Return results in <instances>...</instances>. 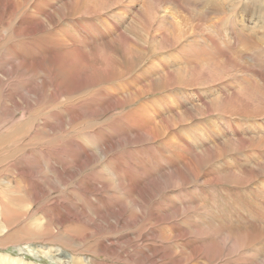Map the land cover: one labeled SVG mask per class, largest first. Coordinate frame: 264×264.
I'll return each mask as SVG.
<instances>
[{
    "label": "rangeland",
    "instance_id": "rangeland-1",
    "mask_svg": "<svg viewBox=\"0 0 264 264\" xmlns=\"http://www.w3.org/2000/svg\"><path fill=\"white\" fill-rule=\"evenodd\" d=\"M224 2L0 0V264H264V0Z\"/></svg>",
    "mask_w": 264,
    "mask_h": 264
},
{
    "label": "bare ground",
    "instance_id": "bare-ground-1",
    "mask_svg": "<svg viewBox=\"0 0 264 264\" xmlns=\"http://www.w3.org/2000/svg\"><path fill=\"white\" fill-rule=\"evenodd\" d=\"M162 1V0H161ZM199 1V0H198ZM204 1V0H203ZM216 2H217V8H218V10H221L222 11V8L224 9V4H225V2H224V0H215ZM227 1V0H226ZM232 2H235V1H232ZM239 2V1H238ZM245 2V1H244ZM253 2V1H252ZM227 3V2H226ZM233 4V3H232ZM237 4V3H236ZM242 4V3H241ZM251 4V3H250ZM186 6H192V4L190 3V2H188V1H185V2H183V3H178V4H175V7H177V8H185ZM247 8V7H246ZM250 8V7H249ZM239 9V8H238ZM225 10H226V8H225ZM228 10H226V12H227ZM230 13H232V12H230ZM233 14V13H232ZM244 14V13H243ZM247 14V13H246ZM234 16V15H233ZM78 25V24H77ZM81 27V26H80ZM85 30V29H84ZM81 32V31H80ZM96 32V31H95ZM90 36H91V34H90ZM254 39V38H253ZM261 40L259 39V42H260ZM263 41V40H262ZM251 42H252V45L253 46H255L256 44V42L255 41H253V40H251ZM260 45V44H259ZM258 46V45H257ZM71 137V136H70ZM89 156V155H88ZM90 157V156H89ZM55 173V172H54ZM3 179H1L0 181H2ZM17 181V180H16ZM28 181V180H27ZM30 181V180H29ZM20 182V181H19ZM26 182V181H25ZM2 183V182H1ZM18 183H16V185L14 184H12V182L10 181V180H8V182L6 183V182H4V183H2V185H1V188H0V210H1V212H0V217H1V215H3V213H7L8 212V209H11V206L12 205H14V204H22V203H24L25 202V198H26V196H25V194L23 195V194H21L19 191H18V188L20 187V186H18L17 185ZM22 185H23V182H22ZM21 187H23V186H21ZM28 188V187H27ZM29 190V189H28ZM30 199V198H29ZM2 207V208H1ZM13 210V209H12ZM27 211V210H26ZM19 217V216H18ZM7 220H9V219H7ZM3 221H4V219H3ZM5 222V221H4ZM7 222V221H6ZM15 222H17V221H15ZM19 222H21V221H19ZM8 223V222H7ZM17 224V223H16ZM3 225V224H2ZM1 225V226H2ZM45 226V225H44ZM43 226V227H44ZM3 227V226H2ZM42 227V228H43ZM49 227H51V226H49ZM46 228V227H45ZM3 229V228H2ZM6 229V228H5ZM32 230V229H31ZM4 231V230H3ZM34 237V236H33ZM51 248V247H50ZM52 251V250H51ZM40 254V253H39ZM58 254H61V251L60 252H58ZM47 255V254H46ZM53 255V254H52ZM51 255V256H52ZM54 255H55V253H54ZM49 255H47V257H48ZM50 256V257H51ZM2 257V255H0V259H2V261L4 262V260H5V258H1ZM4 257V256H3ZM12 257V256H11ZM61 257V256H60ZM49 258V257H48ZM81 258V257H80ZM20 259V258H19ZM72 259H74V258H72ZM59 260V259H58ZM57 260V261H58ZM12 261L16 264V259H14V258H12ZM53 261V260H52ZM54 262V261H53ZM22 263V262H21Z\"/></svg>",
    "mask_w": 264,
    "mask_h": 264
}]
</instances>
